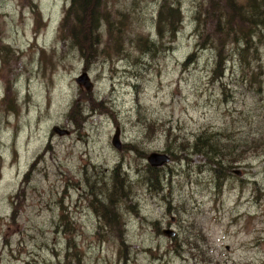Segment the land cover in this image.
<instances>
[{"label": "rangeland", "instance_id": "374dc122", "mask_svg": "<svg viewBox=\"0 0 264 264\" xmlns=\"http://www.w3.org/2000/svg\"><path fill=\"white\" fill-rule=\"evenodd\" d=\"M209 1L226 8L101 0L89 8L107 19L100 44L81 55L61 31L71 0H0V264H264V45L254 36L240 56L243 38L217 35L226 56L218 81L210 49L184 66L203 42L196 20ZM173 3L180 30L160 38L159 11ZM207 14L203 39L213 31ZM78 15L86 35L90 16ZM83 73L89 93L75 81ZM204 132L231 153L235 168L224 166V177L193 153ZM154 153L169 162L151 167ZM117 168L134 210L120 207L123 244L89 205ZM153 169L159 193L147 186Z\"/></svg>", "mask_w": 264, "mask_h": 264}, {"label": "trees", "instance_id": "16d2710c", "mask_svg": "<svg viewBox=\"0 0 264 264\" xmlns=\"http://www.w3.org/2000/svg\"><path fill=\"white\" fill-rule=\"evenodd\" d=\"M99 1L101 0H71L70 8L66 11L65 17L62 20V33L66 30L68 38L79 47L78 50L81 55L82 53H84V55L88 54L89 51H87L86 48H90L92 53V48L98 47L101 41L99 31L102 23H107V19L105 17H103V20L95 17L92 18L91 16H93V13L99 14V12L95 9H93L95 10L93 12L89 10L91 5L97 6ZM224 3L226 8L222 10L221 1L218 4L209 1L208 5L211 11L204 10L203 14H205V19L203 21H200V18L196 20L197 37L203 42L197 44L196 50L192 52L184 64V66H186L195 62L196 54L199 51L208 49L214 51L216 56L214 60V69L212 71L213 81H218L223 77L226 62L224 51L222 49L221 51H219L220 49L217 50L221 47L220 44H223L221 42L220 44L218 43V45L216 44L217 35H223L227 39L230 38L237 44L240 43V38H243L245 41L244 47L240 49V56H244V54H248V52L252 50L253 46L251 44V39L254 36L258 37L259 45H264V0H244L241 4H238L237 0H224ZM80 11L90 16L88 17L86 35L82 32L83 21L80 15H78ZM212 11L213 16L211 17V21L213 31L210 32L209 38L203 39L204 30L205 28L207 29L209 23L207 12ZM157 21V35L160 38L164 37L165 34L172 36L177 35L176 33L180 30V24L182 22L180 9L177 4H164L159 11ZM242 28L244 30H241ZM243 31H245L244 34ZM238 35L240 36L239 38ZM84 37H87V44L84 43ZM117 41L116 37V42ZM137 42L140 44L142 43V47L155 45V42L149 41L147 38H139ZM241 45H243V43ZM83 57L86 58V56ZM254 79L256 78L254 77ZM216 136L215 134L209 135L208 132L201 133L195 141L192 150L194 154H198L208 160L207 162L212 167V171L216 177L220 178L225 176V173H222L224 166L226 168V173L229 172L231 168H235V166L234 162L229 161L231 153L225 154L222 152L221 148L223 144H221ZM118 171L119 168H117L115 172L113 171L114 173L111 178L112 185L105 186L100 188L98 192L92 193V196L93 194L95 196H93V200L89 205L101 219L100 227L107 228L110 232L117 230L119 232L118 237L123 244L125 227L122 222L120 207H126L128 205V208L133 210V204L131 203V190L130 187H128L126 177L123 176L122 181H116V178H114ZM147 186L154 193L162 191L163 188L157 170L153 169L152 173H149ZM97 193L99 195H97ZM69 245L70 242H68V246Z\"/></svg>", "mask_w": 264, "mask_h": 264}, {"label": "water", "instance_id": "95a60500", "mask_svg": "<svg viewBox=\"0 0 264 264\" xmlns=\"http://www.w3.org/2000/svg\"><path fill=\"white\" fill-rule=\"evenodd\" d=\"M75 81L79 87L84 88L88 93L91 92L92 84L89 80V77L87 76V73L81 74L79 77H77L75 79ZM53 131L59 136H68L69 135V131L61 130V128H59V127H54ZM119 134H120V131L117 128L115 130V133H114V136H113L112 142H111L113 147L116 148L117 150H120V147H121V144L119 142ZM147 162L151 167H161L164 164L169 162V157L165 154L154 153V154H151L150 156H148ZM237 174H239V172ZM163 234L168 238H171L172 236H174V232L171 230H165L163 232Z\"/></svg>", "mask_w": 264, "mask_h": 264}]
</instances>
